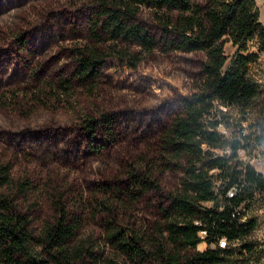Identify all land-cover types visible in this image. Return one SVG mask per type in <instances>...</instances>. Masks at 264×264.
Here are the masks:
<instances>
[{
    "label": "trees",
    "instance_id": "obj_1",
    "mask_svg": "<svg viewBox=\"0 0 264 264\" xmlns=\"http://www.w3.org/2000/svg\"><path fill=\"white\" fill-rule=\"evenodd\" d=\"M143 7L152 10L159 24L163 49L199 51L204 59L191 90L180 97L177 111L158 135L155 151L126 163L128 187L116 184L112 198L124 207L123 196L133 202L159 188L158 174L178 172L168 202L160 208L161 220L147 230L130 229L120 226L111 211L114 217L103 222V244L130 264H225L233 254L252 250L246 238L256 219L246 212L256 195L264 193V173L238 153L264 140L262 131L244 133L241 123L253 105L264 108V85L248 77L258 53L247 49V42L255 39L258 52L264 53V25L253 0H205L204 5L195 0H92L89 42L74 47L73 69L59 79L58 87L67 94L74 85L91 90L105 67L118 73L136 69L157 46L138 18ZM226 38L236 45L227 64ZM17 40L23 44L20 34ZM228 107L241 113V121L225 134L219 125H230ZM83 126L95 151L100 146L93 135L100 132L109 141L113 134L108 113L85 117ZM10 182V166L0 163V186ZM17 185L25 191L29 182ZM55 209L54 221L34 231L14 198L0 192V264H115L104 257L103 248L96 252L95 239L77 238L81 216L70 219L63 207ZM204 242V250L185 251Z\"/></svg>",
    "mask_w": 264,
    "mask_h": 264
},
{
    "label": "rangeland",
    "instance_id": "obj_2",
    "mask_svg": "<svg viewBox=\"0 0 264 264\" xmlns=\"http://www.w3.org/2000/svg\"><path fill=\"white\" fill-rule=\"evenodd\" d=\"M195 1L205 4V0ZM253 1L264 24V0ZM91 6L92 0H0V163L10 166L11 175V182L0 186V192L14 198L34 231L54 221L56 206L63 207L70 219L81 216L77 238L91 237L96 252L103 248L104 257L115 264H130L104 246V220L114 217V212L122 227L150 229L161 220L160 208L167 204L178 172L158 174L159 188L133 202L123 196L124 207L112 199L116 184L127 188L126 163L155 151V141L177 111L180 97L198 77L204 55L163 49L159 24L152 10L143 7L138 18L157 46L136 69L118 73L105 67L91 90L74 85L73 93L67 94L58 81L73 69L74 47L89 42ZM19 34L23 44L17 40ZM235 49L226 38V64ZM247 49L259 57L249 65L248 77L264 85V53L258 52L255 39L247 42ZM227 109L230 125L221 124L219 130L230 134L238 127L241 113L235 107ZM101 113L111 116L113 134L109 141L100 132L93 135V143L100 146L95 151L83 121ZM241 123L244 133L264 134V108L253 105ZM239 155L264 173V140ZM24 179L29 186L19 191L17 183ZM246 215L256 219V228L246 238L253 248L233 254L225 264H264V193L256 195ZM206 247L204 242L185 251Z\"/></svg>",
    "mask_w": 264,
    "mask_h": 264
},
{
    "label": "built area",
    "instance_id": "obj_3",
    "mask_svg": "<svg viewBox=\"0 0 264 264\" xmlns=\"http://www.w3.org/2000/svg\"><path fill=\"white\" fill-rule=\"evenodd\" d=\"M223 109H225V107H223ZM240 150H242V149H240ZM239 151H238V153H239ZM239 157H240V155H239ZM223 243H224V239H221L220 242H219V244L222 245Z\"/></svg>",
    "mask_w": 264,
    "mask_h": 264
},
{
    "label": "crops",
    "instance_id": "obj_4",
    "mask_svg": "<svg viewBox=\"0 0 264 264\" xmlns=\"http://www.w3.org/2000/svg\"><path fill=\"white\" fill-rule=\"evenodd\" d=\"M260 20V19H259ZM264 25V24H263ZM259 58V57H258Z\"/></svg>",
    "mask_w": 264,
    "mask_h": 264
}]
</instances>
